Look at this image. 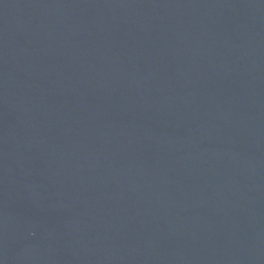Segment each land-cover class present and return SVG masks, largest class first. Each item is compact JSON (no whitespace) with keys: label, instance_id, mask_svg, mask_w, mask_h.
Listing matches in <instances>:
<instances>
[{"label":"water","instance_id":"95a60500","mask_svg":"<svg viewBox=\"0 0 264 264\" xmlns=\"http://www.w3.org/2000/svg\"><path fill=\"white\" fill-rule=\"evenodd\" d=\"M0 264H264V0H0Z\"/></svg>","mask_w":264,"mask_h":264}]
</instances>
